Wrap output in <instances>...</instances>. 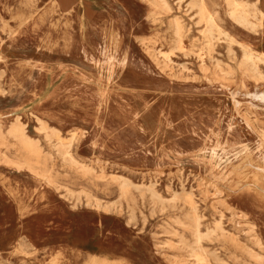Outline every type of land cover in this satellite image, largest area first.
<instances>
[{
    "label": "rangeland",
    "instance_id": "obj_1",
    "mask_svg": "<svg viewBox=\"0 0 264 264\" xmlns=\"http://www.w3.org/2000/svg\"><path fill=\"white\" fill-rule=\"evenodd\" d=\"M195 1L0 0V264H264V21Z\"/></svg>",
    "mask_w": 264,
    "mask_h": 264
},
{
    "label": "bare ground",
    "instance_id": "obj_2",
    "mask_svg": "<svg viewBox=\"0 0 264 264\" xmlns=\"http://www.w3.org/2000/svg\"><path fill=\"white\" fill-rule=\"evenodd\" d=\"M195 3H196V7L198 9L197 10L198 20H199V22L203 23V26L205 28L203 33H206V34H208V36H210L211 32L219 30V26H218V23H217L218 19L215 16H213L212 14H210V12L208 11L207 5H206V3L203 0H196ZM226 3H227V6H228V12H227L228 17L230 19H232L236 24H239L240 26H242V27H244V28H246V29H248L250 31H254V28L259 26L261 21H264V12L260 8V1L259 0H254L253 4H247V3L243 2L242 0H226ZM249 17L254 18L255 21H257V22H255V21L251 22ZM178 29H179V24H178V22H175V24H174V32L177 33ZM242 50L245 52L244 57H243L244 63H246L247 66L251 68V70L252 69L255 70L256 67H255V63H254V58L255 57L257 58L258 56L253 55L250 51H247L245 47H242ZM259 60H262V59L259 58ZM261 81H263V80H261ZM231 83H233V82H231ZM36 122L39 123L40 129H43L45 127L44 122H41L39 119H36ZM20 124L21 123L15 117L14 121L11 122V126H10V128L8 130V134L10 136L12 135L15 138L21 139L22 143H24L25 145L31 144L30 138L28 136H26V134H25L24 126L22 125L21 128H20ZM70 137L73 138V134H71ZM209 192H211V191H209ZM190 194H191V192H190ZM179 195H181V193ZM180 197L183 199L182 196H180ZM195 202H197V201H195ZM245 247H246V245H245ZM193 259H194V257H193ZM195 261H197V260H195Z\"/></svg>",
    "mask_w": 264,
    "mask_h": 264
}]
</instances>
